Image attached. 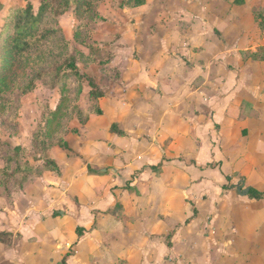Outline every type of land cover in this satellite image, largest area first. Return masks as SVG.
<instances>
[{"label": "crops", "instance_id": "1", "mask_svg": "<svg viewBox=\"0 0 264 264\" xmlns=\"http://www.w3.org/2000/svg\"><path fill=\"white\" fill-rule=\"evenodd\" d=\"M118 12L103 114L0 199V264H264V0Z\"/></svg>", "mask_w": 264, "mask_h": 264}, {"label": "trees", "instance_id": "2", "mask_svg": "<svg viewBox=\"0 0 264 264\" xmlns=\"http://www.w3.org/2000/svg\"><path fill=\"white\" fill-rule=\"evenodd\" d=\"M95 1L97 0H40L37 11L33 4L28 2L25 7L13 6L9 8L4 16L0 17L2 25L0 29V111H4L8 107L12 99L10 92L13 87L20 85L21 81H23L22 85H29L27 86L29 91L36 81L43 79L44 76L57 79L59 82L63 80L64 83L68 78L75 77L77 79V91L65 93L66 89L63 88L61 102L49 115L47 131L45 130L44 135L51 138L50 142L47 140L39 142L46 150L57 145L61 149L69 151L70 147L66 136L70 132L68 127L72 120H77L81 125H84L90 115L103 114L97 105L98 101L104 97L103 91L94 78L80 71L78 54L76 52L71 55L66 54L70 42L61 28L57 26V18L72 7H74V14L78 20L91 16L96 23L104 21L102 14L95 8ZM99 1L101 2V0ZM143 3L144 0H126L123 2V6H139ZM2 9L0 4V12ZM87 27L88 25L83 23L76 29V42L80 41L79 32ZM85 47L89 48L90 46L86 43ZM255 57L264 60V48ZM83 84H87L91 88L89 100L92 106L89 110H82L78 105L83 93ZM47 151L45 162L40 167H35L28 162L24 165L17 157H7L6 166L3 168L4 174L6 175L7 170L11 168V177L22 175L19 184L22 181L27 184L33 179L42 177L48 171L59 175L60 169L56 162L48 157ZM251 196L258 200L264 198V194L257 191H253ZM5 237H7L6 234H0V240H4L6 245H10V240L4 239Z\"/></svg>", "mask_w": 264, "mask_h": 264}, {"label": "rangeland", "instance_id": "3", "mask_svg": "<svg viewBox=\"0 0 264 264\" xmlns=\"http://www.w3.org/2000/svg\"><path fill=\"white\" fill-rule=\"evenodd\" d=\"M28 2L33 4L35 11L38 10L40 0H0L3 8L0 12V17L4 16L9 8L13 6L25 7ZM123 2H126V0L95 1V8L104 17V21L98 23L94 22L91 16L81 20L76 19L74 7L69 8L65 14L57 18V26L61 28L70 42L69 50H66V54L71 55L76 52L80 60L78 64L80 71L94 79H97L98 74L96 76L95 74L98 73L103 60L109 56L105 50L106 45L101 42L99 35L104 33L103 26L111 22L110 18L115 17L119 13L118 9L123 7ZM83 23L87 24L88 27L79 32L80 41L76 42V29ZM1 27L2 25L0 24V29ZM86 43L89 44V48L85 47ZM22 84L23 81H21L20 85L13 87L10 92L12 97L10 104L4 111H0V199L12 197V192L16 188L18 190L23 189L24 187L21 186L26 184L23 181L19 184L22 175L11 177V168L7 170L6 175L4 174L3 168L6 166L7 157H17L24 165L28 162L35 167H40L45 162L44 158L47 150L49 155L53 149H61L55 145L46 150L43 144L39 142L43 140L50 142L51 138L44 135V133L47 131L46 125L49 115L62 100V89H66L65 93H75L77 91V79L75 77L72 79L68 78L64 83L63 80L59 82L57 79L54 80L51 77L44 76L43 79L37 80L33 86L31 85L32 89L29 91L27 88L29 85L24 86ZM85 88H89V85L83 84V93L78 105L82 110H89L92 103L84 96ZM76 122L78 121L72 120L70 123L68 127L70 132ZM68 134L66 137L70 135ZM61 150L67 152L64 149Z\"/></svg>", "mask_w": 264, "mask_h": 264}, {"label": "water", "instance_id": "4", "mask_svg": "<svg viewBox=\"0 0 264 264\" xmlns=\"http://www.w3.org/2000/svg\"><path fill=\"white\" fill-rule=\"evenodd\" d=\"M249 192V190H246V192L245 193H248Z\"/></svg>", "mask_w": 264, "mask_h": 264}]
</instances>
